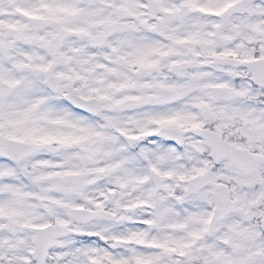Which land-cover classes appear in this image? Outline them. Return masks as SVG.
Returning <instances> with one entry per match:
<instances>
[{
  "label": "snow or ice",
  "instance_id": "obj_1",
  "mask_svg": "<svg viewBox=\"0 0 264 264\" xmlns=\"http://www.w3.org/2000/svg\"><path fill=\"white\" fill-rule=\"evenodd\" d=\"M0 264H264V0H0Z\"/></svg>",
  "mask_w": 264,
  "mask_h": 264
}]
</instances>
